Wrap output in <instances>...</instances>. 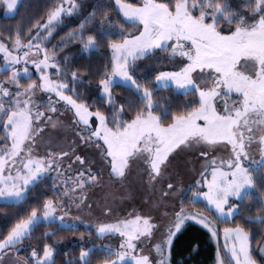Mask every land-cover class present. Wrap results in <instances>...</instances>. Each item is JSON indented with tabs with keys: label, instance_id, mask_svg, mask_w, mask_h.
I'll use <instances>...</instances> for the list:
<instances>
[{
	"label": "snow or ice",
	"instance_id": "obj_1",
	"mask_svg": "<svg viewBox=\"0 0 264 264\" xmlns=\"http://www.w3.org/2000/svg\"><path fill=\"white\" fill-rule=\"evenodd\" d=\"M21 6L0 0L5 17ZM101 49L110 55L95 78L74 64V55ZM0 76V207L29 205L0 230V264H56L57 233L80 225L109 242L88 247L81 232L79 256L65 264H93V256L95 264H172L190 221L213 241L223 235L215 264H264V0H95L87 8L86 0H50L27 33L0 31ZM93 82L90 103L80 88ZM69 131L66 145L56 143L53 133ZM81 146L108 169L112 187L135 170L160 193L153 207L173 202L163 231L139 211L90 219L89 190L103 176ZM193 158L200 178L179 187L173 175ZM41 226L55 227L33 243Z\"/></svg>",
	"mask_w": 264,
	"mask_h": 264
},
{
	"label": "trees",
	"instance_id": "obj_2",
	"mask_svg": "<svg viewBox=\"0 0 264 264\" xmlns=\"http://www.w3.org/2000/svg\"><path fill=\"white\" fill-rule=\"evenodd\" d=\"M50 0H21V7L18 9V12L11 17H5L3 10L0 9V31L4 33L12 32L15 33V29L18 26H22L25 33L29 26L34 22L35 18L43 15L44 9ZM95 0H86V8L94 3ZM82 17H73L71 20L66 21V26L62 31H59V34L55 36L52 40V44H56L60 41L61 36L65 35L69 30L76 28ZM75 52V49L73 50ZM108 53L105 49H101L99 52L93 54L90 58L88 57H76L73 56V62L76 66L80 67L82 71H86L91 74L92 78L98 76L104 70V65L107 63ZM80 91L86 93V96L89 102L96 101L98 99L97 93L95 92V83L93 82L92 88L82 86ZM120 94V98L123 99L128 93L122 89L116 90ZM175 103V101H173ZM47 185H50L47 183ZM46 186L43 187V191L47 192L48 196L53 195V193ZM39 191V190H38ZM36 193H34L35 196ZM43 199V197H41ZM29 204L34 206V197H30ZM187 206V204H186ZM29 205H25L23 208H3L0 207V215L2 216L3 225H0V230L4 228V225L7 224V227H11V224L15 223V220L10 219L16 213H19L21 217L27 215L24 211V208H28ZM199 208H203V205H199ZM6 215L8 219L6 220ZM238 223L240 221H237ZM222 229L225 226L231 225H219ZM54 227L41 226L33 234V243H36L41 234L45 231H53ZM248 227L256 230L257 226L249 225ZM81 232L85 233L84 237L94 238L96 240L95 233L92 237H88L86 234V229L84 227H79V231L72 233L70 231H61L57 233L55 239L67 240L70 238H79ZM80 244H73L66 248H57L56 251V264H65V261L72 260L79 256ZM196 251H193V249ZM217 251V246L215 242L211 239L210 234L203 228L188 223L185 230L178 235V238L174 240V245L172 249V264H215V255ZM24 253H21L23 255ZM97 256H93V264L97 260Z\"/></svg>",
	"mask_w": 264,
	"mask_h": 264
},
{
	"label": "rangeland",
	"instance_id": "obj_3",
	"mask_svg": "<svg viewBox=\"0 0 264 264\" xmlns=\"http://www.w3.org/2000/svg\"><path fill=\"white\" fill-rule=\"evenodd\" d=\"M33 72V79H35L34 69H30ZM3 77L0 76V79ZM25 82V81H22ZM65 123L69 122L68 117H65ZM54 139L56 143L61 144L62 146L66 145L67 141L72 139L71 131L65 133H53ZM40 151H44V145H41ZM77 152L82 155L88 156L90 159L95 160L94 170L98 171L103 176L102 186L96 187L89 190V201L93 203V212L90 219L93 221L96 220H107L109 222H114L117 218H122L127 216L128 213L132 211L143 212L144 214H151L156 218V221L161 224V231H163V225L167 223V218H165L162 213L164 211H171L172 201H168V208L163 206L157 208L153 207V203L160 200V193L158 191L153 192L150 190L148 185L141 179L140 175L134 170L132 174L129 175L127 180L124 181L123 185H116L112 187L111 185L114 183L109 178L108 169L104 167L102 162L96 157L95 152L87 148L85 146H81L77 149ZM201 162L192 159L190 164L182 163L179 166V174L173 175L174 182L178 183L179 187L187 188L189 185H194L195 181L198 180L199 171H200ZM51 185V180L47 182ZM190 194V193H189ZM145 201H148L146 203ZM178 203V200L175 201ZM109 204L113 208V213L111 216L105 217L102 215L101 207L105 204ZM100 205V207H97ZM75 214V210H73ZM0 220H2V216L0 215ZM189 223L195 224L190 221ZM0 225H3V222H0ZM196 225V224H195ZM199 226V225H197ZM80 227H84L80 225ZM200 227V226H199ZM220 227V226H219ZM85 228V227H84ZM202 228V227H201ZM206 230V229H204ZM207 231V230H206ZM160 234L157 233L155 239L159 240ZM85 242L88 247L92 246V243L102 244L108 243L109 241H95L94 238L84 237ZM216 246H220L221 250H223L224 238L223 235L219 237L218 241H214ZM111 243L115 246L118 244L117 239H112ZM73 244H80L79 238H70L67 240H62V242L57 245V248H66ZM151 247L150 243H146L145 251H148V248Z\"/></svg>",
	"mask_w": 264,
	"mask_h": 264
}]
</instances>
